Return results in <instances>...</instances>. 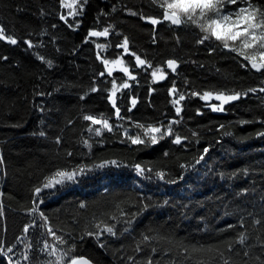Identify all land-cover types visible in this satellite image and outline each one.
Listing matches in <instances>:
<instances>
[{"label":"trees","instance_id":"obj_1","mask_svg":"<svg viewBox=\"0 0 264 264\" xmlns=\"http://www.w3.org/2000/svg\"><path fill=\"white\" fill-rule=\"evenodd\" d=\"M247 2L264 10V0ZM247 2L225 0L222 12ZM163 3L0 0V264H54L46 243L62 264H264V69L214 38L201 43L190 22L173 27ZM245 51L259 61L264 49ZM105 59L123 61L136 80L109 75ZM156 69L164 79L154 80ZM221 93L239 98L213 111ZM137 125L172 131L136 145ZM80 168L74 182L44 188L57 170Z\"/></svg>","mask_w":264,"mask_h":264},{"label":"snow or ice","instance_id":"obj_2","mask_svg":"<svg viewBox=\"0 0 264 264\" xmlns=\"http://www.w3.org/2000/svg\"><path fill=\"white\" fill-rule=\"evenodd\" d=\"M237 0H227V3L235 4ZM247 2V0H244ZM62 6L74 7L75 0H72L71 4H65V0H61ZM225 6V0H164V3L161 5L163 7V20L170 21L173 25H181L186 22H190L192 25H195L200 29L203 36L200 41L203 43L204 40L214 38L216 41H219L223 44V47L236 52L238 55L244 57V59L248 60L251 63L252 68L256 71H261L264 69V52L259 53L260 60L257 61L255 55H248L245 50L253 49L255 47H259L260 49H264V10L259 9L254 6L252 3L247 2L246 7H241L234 12H229L224 14L222 9ZM75 15L76 13H72ZM183 17V19H182ZM62 19L64 17H61ZM157 19H151L152 24H157ZM108 30L105 29L104 32H89V36H107ZM5 39V31L0 28V40ZM7 40L11 44H16L17 41L11 37H7ZM231 42V44L229 43ZM237 42L239 46L237 47ZM31 46V45H29ZM125 52L128 51V41L125 39L123 44L121 45ZM98 48H102L103 45H98ZM98 59H100L98 55ZM102 63L105 65V70L109 75H112V67H110V62L108 60H103ZM112 64H123V61L116 60L111 62ZM137 65H145L146 62L140 59L138 56L136 57ZM168 68L172 71H175L177 65L173 60H169L167 62ZM125 74L128 73V69L126 67L121 69ZM103 75V73L101 74ZM152 76L154 80L156 79H164V73L159 69H156L152 72ZM134 79V77H130ZM124 88H127L129 85L124 83L122 85ZM117 85L113 82V91L109 95V100L112 102L113 107H116L115 96H116ZM95 91V89H93ZM264 91V89H262ZM172 93H175V89H172ZM195 95V93H194ZM211 96L210 93H205L202 99H208ZM239 98V94L234 95H224L218 94L215 99L220 100L221 104L219 107L214 106L213 111H222L223 105L236 100ZM184 97L181 95L179 100H174V104H179L180 100H183ZM135 104V100L132 101ZM177 114L180 112V108H176ZM116 114L119 117V108H116ZM85 120L91 121L93 125H101L104 129L108 131H112V127L110 126L107 119L96 118L93 116H85ZM137 127L143 129L144 138L140 136L129 137L132 144H144L147 146V143L150 141L151 144H156L159 139H163L164 136L171 134V128H168L167 131L162 132L160 127L154 126H143L137 125ZM92 131V129H89ZM43 133H41L42 135ZM100 130H96V135H100ZM159 134V135H158ZM264 135V133H261ZM175 143H180L179 138H177ZM87 145V141H85ZM207 152V149H205ZM71 155V154H69ZM203 159V157H201ZM109 163L116 165L115 161H110ZM199 163V161H197ZM97 167H104V165H98ZM137 174L143 175L144 170L137 165L136 166ZM85 172L84 168H80L78 170L66 171V170H57L51 177L46 178V182L44 183V188H52L57 184H63L65 181L74 182L75 178L78 175H81ZM157 175L163 178L162 173H157ZM41 191L40 188L36 189V192L39 193ZM35 210V209H33ZM107 232L112 233L113 229L111 227L105 229ZM27 231V228L25 229ZM49 234L54 235L52 230L49 229ZM245 237L241 235L240 242L243 243ZM58 243H63L64 241L60 238H57ZM49 245L46 243L45 247L42 251H46L49 256H56V260L54 264H62L63 257L57 256L56 248H52L51 251H48ZM27 258V257H26ZM48 264H53V262L49 261ZM71 264H88V261L84 258L72 259ZM227 264V261H225Z\"/></svg>","mask_w":264,"mask_h":264},{"label":"water","instance_id":"obj_3","mask_svg":"<svg viewBox=\"0 0 264 264\" xmlns=\"http://www.w3.org/2000/svg\"><path fill=\"white\" fill-rule=\"evenodd\" d=\"M164 21H166V20H164ZM166 22H168V23H170L171 24V22L170 21H166ZM173 27H180V25H173V24H171ZM226 49V48H225ZM226 50H228V49H226ZM176 65H177V67H176V69L175 70H177V68L179 67V65L176 63ZM249 66H250V68L252 69V71H254L255 73H259L260 71H256L254 68H252V66H251V63H249ZM140 68H142V65H140L139 66ZM166 69L167 70H169V71H171V72H174V71H172L171 69H169L168 68V65H167V63H166ZM262 71V70H261ZM125 74V73H124ZM130 75V72L128 71V73L127 74H125V76L127 77V78H130V77H128ZM116 116H117V114H116ZM118 117V116H117ZM0 173H1V168H0ZM76 259H79V258H76ZM84 259H86V258H84ZM87 260V259H86ZM88 261V264H93V263H91L89 260H87ZM71 264V263H70Z\"/></svg>","mask_w":264,"mask_h":264},{"label":"flooded vegetation","instance_id":"obj_4","mask_svg":"<svg viewBox=\"0 0 264 264\" xmlns=\"http://www.w3.org/2000/svg\"><path fill=\"white\" fill-rule=\"evenodd\" d=\"M140 65H137L136 63H135V68L136 69H138V70H140V67H139ZM128 71L130 72V75L128 76V77H134V79H132V78H127L126 76V79H127V81H134V80H136V76L134 75V72H135V70L134 69H128ZM133 73H132V72Z\"/></svg>","mask_w":264,"mask_h":264},{"label":"rangeland","instance_id":"obj_5","mask_svg":"<svg viewBox=\"0 0 264 264\" xmlns=\"http://www.w3.org/2000/svg\"><path fill=\"white\" fill-rule=\"evenodd\" d=\"M110 67H112V72H114V71H121V72H123L121 69L123 68L122 66H121V64H112V63H110V65H109ZM108 73V72H107Z\"/></svg>","mask_w":264,"mask_h":264},{"label":"bare ground","instance_id":"obj_6","mask_svg":"<svg viewBox=\"0 0 264 264\" xmlns=\"http://www.w3.org/2000/svg\"><path fill=\"white\" fill-rule=\"evenodd\" d=\"M81 258V257H80ZM83 258V257H82Z\"/></svg>","mask_w":264,"mask_h":264}]
</instances>
